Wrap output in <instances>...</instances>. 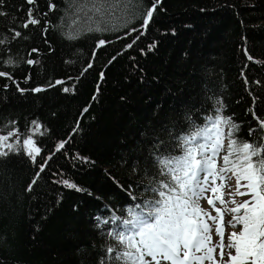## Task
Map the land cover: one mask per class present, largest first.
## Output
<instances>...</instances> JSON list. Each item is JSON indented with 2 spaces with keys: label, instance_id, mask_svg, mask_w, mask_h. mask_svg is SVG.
Wrapping results in <instances>:
<instances>
[{
  "label": "trees",
  "instance_id": "obj_1",
  "mask_svg": "<svg viewBox=\"0 0 264 264\" xmlns=\"http://www.w3.org/2000/svg\"><path fill=\"white\" fill-rule=\"evenodd\" d=\"M93 4L104 0H37L41 24L24 29L32 6L0 0V71L29 89L0 77V133L26 136L37 120L38 162L52 157L39 177L23 153L0 157V264H100L114 243L107 233L119 230L111 221L153 196L157 145L178 155V137L218 108L238 125V142L259 133L249 136L252 113L264 118V0H161L146 30L121 13L105 31L94 30ZM56 80L64 83L49 87Z\"/></svg>",
  "mask_w": 264,
  "mask_h": 264
},
{
  "label": "snow or ice",
  "instance_id": "obj_2",
  "mask_svg": "<svg viewBox=\"0 0 264 264\" xmlns=\"http://www.w3.org/2000/svg\"><path fill=\"white\" fill-rule=\"evenodd\" d=\"M26 3L32 7L27 9L24 29L41 24L37 0H26ZM160 3L161 0H151L150 4L145 0H111V3L104 0L103 5L93 4L88 12L96 16L95 31L107 30L108 18L121 13L131 19H142L140 28L146 30ZM55 9L56 5L49 2L48 11ZM43 15L47 16L48 12ZM12 31L14 39L22 36L20 31ZM43 31H47L46 25ZM136 31L131 28L125 34ZM4 43L0 39V44ZM105 44L104 39H99L96 47ZM132 44L127 47L131 48ZM37 52L33 48L29 55ZM248 59L253 58L248 56ZM38 62L26 61L28 65ZM4 63L11 65L14 61L9 58ZM91 67L89 64L88 68ZM0 77L12 80L20 93L29 91L21 88L9 72L0 71ZM29 79L31 76L25 77V81ZM63 83L56 80L49 87ZM3 88L7 89L8 85L4 84ZM44 90L31 89L36 93ZM62 90L69 91L67 87ZM252 115L257 127L249 128V136L257 133V129L259 133L251 142H238L234 136L238 125L231 117L221 115L218 108L214 116L205 118L202 127L178 137V155L157 145L155 163L161 179L148 189L153 196L143 204L128 208L127 218L111 221H118L119 230L107 233L114 243L105 249L100 264H264V118L255 112ZM31 124V134L23 139L18 128L0 133V157L23 153L38 166L36 176L39 177L52 157L49 155L42 163L38 162L42 148L37 146L34 137L44 133L37 120ZM68 142H60L55 151L63 150ZM36 182L33 179L27 190L31 191ZM63 184L82 191L67 179ZM201 200H206L215 215L201 207ZM96 223L99 226L110 221L97 217ZM213 235L218 239L214 240Z\"/></svg>",
  "mask_w": 264,
  "mask_h": 264
},
{
  "label": "rangeland",
  "instance_id": "obj_3",
  "mask_svg": "<svg viewBox=\"0 0 264 264\" xmlns=\"http://www.w3.org/2000/svg\"><path fill=\"white\" fill-rule=\"evenodd\" d=\"M29 134H31V132ZM23 138H24V136H21V139H23ZM224 143H225V145H227V140H225ZM221 155H223V153H221ZM200 204H201V207L205 208L206 210L212 211V214L215 215L214 210H212L211 206H209L207 204L206 200H201ZM226 219H227V217H226ZM213 239L216 240L218 238L215 235H213Z\"/></svg>",
  "mask_w": 264,
  "mask_h": 264
}]
</instances>
